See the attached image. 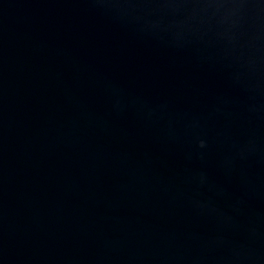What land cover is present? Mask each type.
<instances>
[{
    "label": "water",
    "instance_id": "1",
    "mask_svg": "<svg viewBox=\"0 0 264 264\" xmlns=\"http://www.w3.org/2000/svg\"><path fill=\"white\" fill-rule=\"evenodd\" d=\"M0 264H264V0H0Z\"/></svg>",
    "mask_w": 264,
    "mask_h": 264
}]
</instances>
